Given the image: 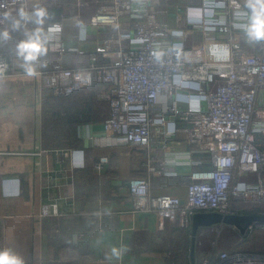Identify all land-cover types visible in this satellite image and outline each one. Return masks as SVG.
Wrapping results in <instances>:
<instances>
[{
	"label": "crops",
	"instance_id": "0c3cea01",
	"mask_svg": "<svg viewBox=\"0 0 264 264\" xmlns=\"http://www.w3.org/2000/svg\"><path fill=\"white\" fill-rule=\"evenodd\" d=\"M225 1V7L204 12L203 0H159L158 18L172 28L163 42L188 50V56L196 55L198 48L207 43L202 55L210 60L231 58L230 37L240 41L244 53L259 51L261 42L248 43L244 32L233 25L246 21L237 20L236 10ZM240 1L243 8L245 0ZM98 5V1L85 6L78 5L77 0H62L56 5L37 0L25 11L45 9L48 15L43 28L47 32L48 26L68 16L71 9L76 8L82 13V20H87ZM18 19L19 11L9 20L5 29L10 32V39L1 42V47L15 48L24 39L25 29L38 27L31 21H21L23 27L13 31L12 23ZM213 20L231 23L232 30L220 31ZM96 29L88 26L86 38L79 39V25L64 27L65 44L86 52L65 53L64 67L85 66L93 63L94 57L99 62H112L96 52L100 33ZM123 34V42L127 43L133 31L125 25ZM58 60V55L49 50L38 62V75L28 77L15 55V71L0 79L4 82L0 84V249L12 250L23 264H164L165 250L172 245L165 242L166 236L187 231L178 222L161 231L157 212L135 209L127 183L134 174L133 166L144 158L143 151L124 144L93 143L92 139L104 133L102 122L109 114L107 102L96 94L101 84L77 93L78 97L89 96L90 107L68 102L42 86L41 73L51 71ZM199 87L205 91L212 88L186 82L172 101L180 110L193 107V100L195 108L206 109ZM98 101L107 105L102 115L94 110ZM71 112L78 113L75 121ZM178 126L187 124L178 121ZM187 134L184 129L178 130L168 147L163 146L161 134H154L150 153L168 162L179 160L175 167L181 174L154 176L153 192L185 195L189 181L185 173L192 168L186 161L191 149ZM67 148L72 150L70 157L65 155ZM106 155H111L112 173L94 166L95 160Z\"/></svg>",
	"mask_w": 264,
	"mask_h": 264
},
{
	"label": "built area",
	"instance_id": "2783aa9c",
	"mask_svg": "<svg viewBox=\"0 0 264 264\" xmlns=\"http://www.w3.org/2000/svg\"><path fill=\"white\" fill-rule=\"evenodd\" d=\"M35 1L0 0V31L21 8L26 10ZM97 1L99 5L89 19L82 20V13L75 8L70 17L52 24L59 25L60 31L48 46L59 60L51 71L41 73V83L57 97H69L101 84L97 96L107 102L109 114L102 122L104 133L92 141L95 145L124 144L143 151L144 158L133 166L134 174L127 183L135 209L157 212L161 231L178 222L191 236L192 216L196 212L242 214L238 203L264 202V42L259 51L244 53L240 41L230 37L229 60L205 58L202 54L206 44L198 48L196 55L188 56V50L163 42L172 28L158 18L159 0H77V4L88 6ZM228 1L235 10L237 3L242 7L240 0ZM49 2L56 5L62 0ZM203 5L204 12L214 11L215 7H225L226 1L203 0ZM5 13L9 14L7 19ZM68 21L80 26L79 39L86 38L88 26L96 27L100 31L96 52L112 62H99L94 57L95 61L88 65L64 67L62 58L68 51L86 53L65 44L63 29ZM212 22L222 32L232 30L231 23ZM203 23L201 26L206 20ZM125 25L133 31L127 43L123 42ZM14 60V48L0 47V63L7 65L0 78L15 71ZM186 82L212 87L207 91L199 87L206 109L180 110L172 101ZM178 121L187 126H178ZM181 129L187 131L186 139L191 145L186 160L192 167L185 173L189 178L186 193H155L151 186L154 176L170 177L181 172L175 167L179 160L168 162L150 153L154 134H161L163 146L168 147ZM64 151L67 157L71 156V148ZM111 161V155L102 156L94 161V166L112 173ZM228 227L217 223L199 229L196 264H264V251L221 247Z\"/></svg>",
	"mask_w": 264,
	"mask_h": 264
},
{
	"label": "clouds",
	"instance_id": "9594fccd",
	"mask_svg": "<svg viewBox=\"0 0 264 264\" xmlns=\"http://www.w3.org/2000/svg\"><path fill=\"white\" fill-rule=\"evenodd\" d=\"M234 16L237 20H244V23H238L235 27L240 28L246 37L248 43L264 42V0H245L243 8L236 4ZM47 11L43 8H36L32 13L23 8L19 11V19L12 23V30L16 31L23 27L21 21L25 24L29 21L35 23L38 27L34 30L24 31V39H21L15 45V55L21 60L20 67L28 77L38 75V62L42 56H46L49 51V42L54 35L60 31L59 25H52L45 32L43 25L47 17ZM9 16L4 14L5 19ZM10 39V32L5 29L0 31V42ZM7 65L0 63V74H2ZM192 106L196 107V101H192ZM117 256L118 253H115ZM0 264H23V260L12 250L0 249Z\"/></svg>",
	"mask_w": 264,
	"mask_h": 264
},
{
	"label": "rangeland",
	"instance_id": "374dc122",
	"mask_svg": "<svg viewBox=\"0 0 264 264\" xmlns=\"http://www.w3.org/2000/svg\"><path fill=\"white\" fill-rule=\"evenodd\" d=\"M67 25L72 26L73 21H68ZM5 49L8 48L5 47ZM5 77H1L0 79H3ZM1 83L4 82L1 81L0 84ZM71 102L76 103V101H71ZM94 110L102 115L107 111V105L102 101H98L97 105L94 103ZM68 134L71 140L72 135L70 133ZM74 145L75 144H73L72 146ZM168 236H166L165 242L172 245L169 246V250H165L166 257L164 264H191L190 262L191 237L188 236L187 234L180 232V230H178L177 235L175 236L173 235L174 237L173 236L168 237ZM221 247L227 249L234 248L236 250H243V251L244 250L264 251V224L262 225L259 224L258 226H254L251 229V231L248 230L247 234L245 235H242L237 228H233L232 226H229L224 231L223 236L221 238Z\"/></svg>",
	"mask_w": 264,
	"mask_h": 264
},
{
	"label": "water",
	"instance_id": "95a60500",
	"mask_svg": "<svg viewBox=\"0 0 264 264\" xmlns=\"http://www.w3.org/2000/svg\"><path fill=\"white\" fill-rule=\"evenodd\" d=\"M224 223L237 228L242 235L247 234L250 226L264 224V213H230L219 211H199L192 216L190 262L196 264V239L201 227Z\"/></svg>",
	"mask_w": 264,
	"mask_h": 264
},
{
	"label": "trees",
	"instance_id": "16d2710c",
	"mask_svg": "<svg viewBox=\"0 0 264 264\" xmlns=\"http://www.w3.org/2000/svg\"><path fill=\"white\" fill-rule=\"evenodd\" d=\"M100 88L97 89V93L96 94H98ZM78 92H76L72 96L63 97V98L67 99L68 102L76 101V103L80 104L81 106H89L90 105V98H89V96L84 95V97H78L79 96V94L77 95ZM73 104H75V103H73ZM73 104H69V106H74ZM71 115H73V119L72 120L75 121L78 113L71 112ZM238 206H239V208L241 209V211L243 213H264V202H262V203H260L258 205H253V204H250V203L241 202V203H238ZM187 235L190 236L189 232H187Z\"/></svg>",
	"mask_w": 264,
	"mask_h": 264
},
{
	"label": "bare ground",
	"instance_id": "6f19581e",
	"mask_svg": "<svg viewBox=\"0 0 264 264\" xmlns=\"http://www.w3.org/2000/svg\"><path fill=\"white\" fill-rule=\"evenodd\" d=\"M207 44V43H206Z\"/></svg>",
	"mask_w": 264,
	"mask_h": 264
}]
</instances>
